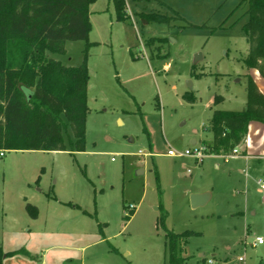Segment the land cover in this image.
Segmentation results:
<instances>
[{"label":"rangeland","instance_id":"rangeland-1","mask_svg":"<svg viewBox=\"0 0 264 264\" xmlns=\"http://www.w3.org/2000/svg\"><path fill=\"white\" fill-rule=\"evenodd\" d=\"M241 2L125 0L127 20L113 0L90 5L86 148L73 151L66 136L63 151L0 155L3 264H169V231L195 232L181 264H264V158L168 154L211 144L214 110L245 108ZM153 13L170 23L144 17ZM86 48L69 41L49 56L79 66ZM205 192L209 201L193 207Z\"/></svg>","mask_w":264,"mask_h":264},{"label":"trees","instance_id":"trees-1","mask_svg":"<svg viewBox=\"0 0 264 264\" xmlns=\"http://www.w3.org/2000/svg\"><path fill=\"white\" fill-rule=\"evenodd\" d=\"M95 0H0V151H63L66 136L73 151L86 148L88 105V47L90 5ZM117 19L127 20L125 0H113ZM248 5L244 32L249 43L245 66L264 78V0H242ZM147 20L170 23V16L153 13ZM179 18H181L178 15ZM156 38L149 40L153 44ZM69 41H87L83 62L67 66L49 53H66ZM21 43L20 52L12 46ZM12 53V54H11ZM247 99L242 110L216 109L208 128L213 133L207 153L229 154L243 143L251 122L264 124V93L247 74ZM184 97L194 103L196 96ZM126 207V206H125ZM26 209L33 219L38 207ZM195 232L169 231V264H181L180 252ZM4 250L0 246V264Z\"/></svg>","mask_w":264,"mask_h":264},{"label":"crops","instance_id":"crops-1","mask_svg":"<svg viewBox=\"0 0 264 264\" xmlns=\"http://www.w3.org/2000/svg\"><path fill=\"white\" fill-rule=\"evenodd\" d=\"M248 74L254 78L260 90L264 93V78L261 77L259 72L255 69H250ZM119 122L122 123V120L119 119ZM192 143L195 144L196 141L193 140ZM239 146L243 148V152L239 150L240 154L243 153V155L246 158H252V157L264 158V124L259 122H251L249 125V130L246 139ZM7 224L8 226L5 224V227L10 228L11 224L10 223ZM5 227L3 234L7 232V230H5ZM15 235L17 236L18 234ZM41 264H44V261Z\"/></svg>","mask_w":264,"mask_h":264},{"label":"built area","instance_id":"built-area-1","mask_svg":"<svg viewBox=\"0 0 264 264\" xmlns=\"http://www.w3.org/2000/svg\"><path fill=\"white\" fill-rule=\"evenodd\" d=\"M205 153H207L205 146H203L201 148L200 147H197V148H194V149H187L185 151H180V152L175 151V150H169L168 151V154L170 156H176V157H192V158L196 159L198 162H202V160L205 157ZM0 155L3 156L4 155V152H0ZM238 155H240V151H239L238 147H236L235 149L232 150L231 153H229V154H222L221 157H223L224 160L227 161L229 158L236 157ZM259 184L261 185V190H262L263 195H264V182L260 180L259 181ZM131 208H135V207L133 205H131ZM256 242L258 244H262V243H264V239L262 237H257ZM240 260L243 261L244 259L243 258H240Z\"/></svg>","mask_w":264,"mask_h":264},{"label":"water","instance_id":"water-1","mask_svg":"<svg viewBox=\"0 0 264 264\" xmlns=\"http://www.w3.org/2000/svg\"><path fill=\"white\" fill-rule=\"evenodd\" d=\"M197 60L198 59L196 57V62H197ZM189 87L190 88L192 87L191 81L189 82ZM209 199H210V194L207 192L199 193V194H193L191 197L192 206L197 207V206L203 205V204L207 203L209 201ZM201 256H204V254H202Z\"/></svg>","mask_w":264,"mask_h":264}]
</instances>
